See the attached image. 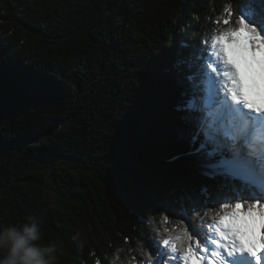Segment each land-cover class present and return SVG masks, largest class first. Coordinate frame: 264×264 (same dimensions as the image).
Returning a JSON list of instances; mask_svg holds the SVG:
<instances>
[{"label":"trees","instance_id":"1","mask_svg":"<svg viewBox=\"0 0 264 264\" xmlns=\"http://www.w3.org/2000/svg\"><path fill=\"white\" fill-rule=\"evenodd\" d=\"M229 4V25L215 23ZM239 8L0 0V227L37 223L35 243L57 246L55 264H149L162 215L204 239L209 208L252 199L206 174L207 153L227 149L206 143L199 85L206 40L235 28ZM58 159L81 169L43 170Z\"/></svg>","mask_w":264,"mask_h":264},{"label":"snow or ice","instance_id":"2","mask_svg":"<svg viewBox=\"0 0 264 264\" xmlns=\"http://www.w3.org/2000/svg\"><path fill=\"white\" fill-rule=\"evenodd\" d=\"M239 4L236 27L229 26L228 30L213 35L210 43L206 40L207 55L202 65L206 101L202 129L206 143L219 144L223 138V147L227 149V154L220 147L207 153L210 171L206 174L225 181H239L249 190H255L253 198L221 204L219 211L209 208L204 215L212 222L206 225L204 239L194 237L187 225L173 224L169 228V216L162 215L161 226L166 235L157 245L160 249L157 257L149 254V264L153 259L155 264H192L194 257L200 264H264V256L258 254L264 252V235L259 249L246 244L247 233L241 227L239 211L244 209L249 217L258 214L264 228V107L257 108L243 97L238 75L222 44L225 37L229 41L242 37L252 51V62L260 65V78L264 81V61H258L255 55L264 50V0H239ZM232 13L231 5H225L215 23L223 20L229 25ZM185 106L196 109L195 98L189 99ZM196 139L194 136L193 140ZM206 143L201 144V149ZM217 155L220 159H215ZM165 255L168 259L162 261Z\"/></svg>","mask_w":264,"mask_h":264},{"label":"clouds","instance_id":"3","mask_svg":"<svg viewBox=\"0 0 264 264\" xmlns=\"http://www.w3.org/2000/svg\"><path fill=\"white\" fill-rule=\"evenodd\" d=\"M39 225L0 227V264H55L57 246H40Z\"/></svg>","mask_w":264,"mask_h":264},{"label":"bare ground","instance_id":"4","mask_svg":"<svg viewBox=\"0 0 264 264\" xmlns=\"http://www.w3.org/2000/svg\"><path fill=\"white\" fill-rule=\"evenodd\" d=\"M243 43L245 44L240 46L237 52L231 53L230 51H228V53L226 54L227 58L229 62L234 66L235 71L238 75V79H240L239 86H241V83H244L246 85L247 90H252L254 92L259 91L260 94L258 97H263L264 81H262L260 78V65L252 62V51L248 49L249 47L246 45V42L244 40ZM255 55L258 61H264V50L256 52ZM203 80L204 77H202L200 81V86L202 84V89L205 90V84L203 83ZM257 236L258 233H256L253 240L255 243L258 242ZM249 244L251 246L253 245L250 241Z\"/></svg>","mask_w":264,"mask_h":264},{"label":"rangeland","instance_id":"5","mask_svg":"<svg viewBox=\"0 0 264 264\" xmlns=\"http://www.w3.org/2000/svg\"><path fill=\"white\" fill-rule=\"evenodd\" d=\"M227 39L228 38L225 37L222 40V44L224 45L226 54L228 53V51H230L231 53L237 52L239 50V47L245 44V43H243L244 39L242 37L241 38L234 37L232 41H228ZM248 49L251 50L250 48H248ZM197 86H198V84H196V88H197ZM220 95H221V93H220ZM62 166H65L66 168L71 169V170L81 169V167L78 165V161L75 159H58L57 161H53L52 163L51 162L47 163L43 167V170L44 171H51L53 168L54 169H60ZM239 211H240V216H241V227H244L245 231L247 233V235L244 237V239L245 240L247 239L248 241H250L254 245V247L256 246V248H259V242H260L259 240L261 239V236L264 235V228L261 227V223H260V219H259L258 214L255 215L254 217H249V216L245 215L244 209H241ZM256 233H258V236H257L258 237L257 239L259 241L258 244H257V242L255 243L253 241ZM192 264H200V262L197 261L196 258L194 257Z\"/></svg>","mask_w":264,"mask_h":264}]
</instances>
